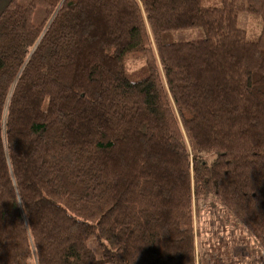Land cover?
<instances>
[{"label": "trees", "instance_id": "16d2710c", "mask_svg": "<svg viewBox=\"0 0 264 264\" xmlns=\"http://www.w3.org/2000/svg\"><path fill=\"white\" fill-rule=\"evenodd\" d=\"M206 203L264 250V0H10L0 264H196Z\"/></svg>", "mask_w": 264, "mask_h": 264}, {"label": "rangeland", "instance_id": "374dc122", "mask_svg": "<svg viewBox=\"0 0 264 264\" xmlns=\"http://www.w3.org/2000/svg\"><path fill=\"white\" fill-rule=\"evenodd\" d=\"M19 2L26 4L29 0H19ZM202 4L220 6L221 0H202ZM43 17V7L38 5L33 13L32 21L34 23H39ZM237 25L239 28L245 30L247 39L255 40L260 34L262 19L257 13L244 11L238 14ZM205 37L206 32L203 28L191 27L169 31L164 34L163 40L170 42H184L198 40ZM140 65H142V61L140 59L129 58L124 62V66L127 70L137 68ZM233 225H236L235 222L226 216L224 209L217 203L214 205L207 203L202 205L195 215L197 260L198 254L199 257H201V255L207 253V250L214 245H226L232 242L234 237L233 231L237 233L247 231L244 228L237 230L233 227ZM248 234L251 235L249 232ZM88 245L98 254L94 236L89 238Z\"/></svg>", "mask_w": 264, "mask_h": 264}, {"label": "crops", "instance_id": "0c3cea01", "mask_svg": "<svg viewBox=\"0 0 264 264\" xmlns=\"http://www.w3.org/2000/svg\"><path fill=\"white\" fill-rule=\"evenodd\" d=\"M10 0H0V13ZM237 230L241 228L235 227ZM232 232V231H231ZM233 241L226 245H214L199 257L198 264H264V251L247 231H233Z\"/></svg>", "mask_w": 264, "mask_h": 264}, {"label": "built area", "instance_id": "2783aa9c", "mask_svg": "<svg viewBox=\"0 0 264 264\" xmlns=\"http://www.w3.org/2000/svg\"><path fill=\"white\" fill-rule=\"evenodd\" d=\"M196 264H198V262Z\"/></svg>", "mask_w": 264, "mask_h": 264}]
</instances>
